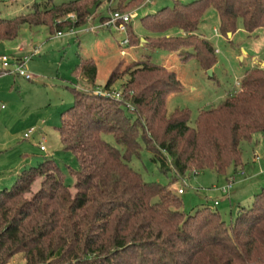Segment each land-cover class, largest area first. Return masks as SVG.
<instances>
[{
  "label": "trees",
  "instance_id": "trees-1",
  "mask_svg": "<svg viewBox=\"0 0 264 264\" xmlns=\"http://www.w3.org/2000/svg\"><path fill=\"white\" fill-rule=\"evenodd\" d=\"M103 1L35 4L13 19L0 12V42L17 39L25 26H46L52 35L70 31L85 25L89 9ZM143 2L115 0L111 8L122 13ZM210 8L227 38L236 34L239 22L249 38L264 30V0L177 1L143 19L150 34L147 48L166 53L192 49L187 58L209 71L216 65V49L199 29ZM70 15L76 22L67 19ZM61 18L64 22L57 21ZM97 73L92 58H81L74 71L90 86ZM126 73L130 80L123 100L70 88L74 104L59 133L64 150L79 164L73 187L61 168L46 161L24 170L12 189L0 192V264L16 257L26 264H264V188L229 226L209 205L187 215L170 185L145 181L131 165L146 150L174 180L241 166V145L264 134V67L247 70L240 89L217 108L200 112L194 126L188 110L168 116L166 96L182 89L175 73L149 59L134 62ZM117 80L112 74L105 90Z\"/></svg>",
  "mask_w": 264,
  "mask_h": 264
},
{
  "label": "rangeland",
  "instance_id": "rangeland-1",
  "mask_svg": "<svg viewBox=\"0 0 264 264\" xmlns=\"http://www.w3.org/2000/svg\"><path fill=\"white\" fill-rule=\"evenodd\" d=\"M62 1L72 0H0V10L3 17L11 19L29 13L35 4ZM114 1L107 3L104 0L85 25L71 29L76 34L67 33L70 30L51 37L45 26L23 31L21 41L33 44L32 47L27 45L31 53L37 50L33 56L30 52L11 54L0 44V57L8 53L13 56L10 55L12 59L30 58L26 61V71L40 75L29 81L0 72V108L5 106V110H0V192L12 189L18 180L17 175H21L24 170L37 168L46 161H52L61 168L67 185L74 186V173L78 171L79 164L72 152L64 150L59 133L64 115L74 104L71 87L80 88L89 95H111L123 100L130 80L127 68L138 60L149 59L175 73L181 84V91L166 96L168 116L175 110H188L190 125L194 126L200 112L217 108L226 96L240 89L237 81L242 82L247 70L264 63V30L249 38L243 24L239 22L236 34L227 38L220 34L219 16L213 8L204 15L199 29V33L218 51L216 65L209 70L211 74L202 69L198 60L187 58L186 54L194 52L192 49L183 48L177 53H166L147 48L145 40L150 34L145 33L143 27L146 16L172 8L177 1L189 5L199 0H151L149 3L144 0L142 5L134 9L123 10L122 13L134 12L129 25L133 30L129 32L128 26L127 35L108 24ZM103 16L105 19H102ZM64 20L61 18L57 21ZM126 37L129 38V44L123 45ZM44 44L47 47H43ZM81 58H92L96 62L98 73L95 86L85 85L74 75ZM2 69L0 61V71ZM114 73L118 80L107 92L105 86ZM127 104L134 110L130 103ZM105 139L116 145L111 135L105 136ZM41 146L45 147V151H41ZM241 152L242 165L237 169L231 166L224 174L215 171H205L199 175L190 173L177 180L173 179L172 173L163 174L153 161L152 154L146 150L141 159L132 160L131 165L147 182L170 185L177 194L179 189H183L184 193L178 195L187 215H195L204 205H209L219 211L227 225L231 226L239 213L249 208L255 196L264 188V134H256L251 142H244ZM20 167L22 169L15 173ZM10 176L13 179L8 181ZM231 176H235L236 182L228 197L222 195L221 190L228 186ZM239 179L246 180L239 182ZM261 181L263 184H259ZM41 182L35 183L33 193L40 188ZM215 202L219 206H214ZM11 262L9 264H26L21 257Z\"/></svg>",
  "mask_w": 264,
  "mask_h": 264
},
{
  "label": "built area",
  "instance_id": "built-area-1",
  "mask_svg": "<svg viewBox=\"0 0 264 264\" xmlns=\"http://www.w3.org/2000/svg\"><path fill=\"white\" fill-rule=\"evenodd\" d=\"M151 2V0H147V3ZM134 12L132 13H120V12H113L110 16L109 25H113L114 28L127 35V25L132 23V20L134 18ZM68 18L73 21L76 22V16L75 15H70L68 16ZM68 33H72L74 34L75 32L73 30H71V32ZM63 33H58L57 35H62ZM76 34V33H75ZM129 44V38L126 37L125 40L123 41V45H127ZM216 53H218V51L216 50ZM28 59L25 60H16L14 61L12 64L10 63V58L8 56H3L2 57V61H3V65L5 68L4 73L5 74H14L20 77L25 78L26 80L32 81L35 80L36 77L33 74H30L28 71H26V64ZM12 67V68H11ZM237 86H241V82L238 80L237 81ZM107 96H111V95H107ZM119 98V95H116ZM2 108H4V106H2ZM41 151H45V147L41 146ZM233 185V181L229 182L228 186L223 188L221 190L222 194L228 195L230 189L232 188ZM184 193L183 189L178 190V194L182 195ZM219 203L215 202L214 206H218Z\"/></svg>",
  "mask_w": 264,
  "mask_h": 264
},
{
  "label": "crops",
  "instance_id": "crops-1",
  "mask_svg": "<svg viewBox=\"0 0 264 264\" xmlns=\"http://www.w3.org/2000/svg\"><path fill=\"white\" fill-rule=\"evenodd\" d=\"M62 2H65V1H62ZM62 2H60V3H62ZM98 10V9H97ZM0 12H1V16L3 17V15H2V11L0 10ZM9 12H10V10H9ZM14 12V11H13ZM24 15H26V14H24ZM19 16H21V15H19ZM15 17H17V15L15 16ZM14 17V18H15ZM3 18H5V17H3ZM5 19H8V18H5ZM11 19H13V18H11ZM41 27H44V26H41ZM45 28H47L46 26H45ZM27 30H30V31H32L33 30V27H28V26H25L23 29H22V31H21V33L23 32V31H27ZM50 32V31H49ZM20 33V35H19V37L17 38V39H15V40H13V41H2V42H0V44L2 45V47H3V49H5V51L6 52H9V53H17V52H20V53H22V52H27V54H29V52L31 53V50L29 51L28 50V46H30V47H32V45L33 44H28L26 41H21V34ZM66 33V32H65ZM68 33V32H67ZM64 34V33H63ZM140 36H142L143 34H139ZM50 36L52 37V36H57V34H51L50 33ZM204 36V35H203ZM28 45V46H27ZM46 44H44L43 45V47H47V46H45ZM37 52V50L35 49L34 50V52L33 53H31L32 54V56H33V54L34 53H36ZM10 54V55H11ZM10 55L7 53V55H4V56H8L9 58H10V63L12 64V62H14V61H16V60H19V61H21V60H25V58L24 59H12L11 57H13L12 55H11V57H10ZM3 57V56H2ZM2 57H0V61H1V63H2V67H3V69L0 71V72H2V75H11V76H16V75H14V74H5L4 73V71H5V68H4V65H3V61H2ZM30 59V58H29ZM28 59V60H29ZM90 59V58H89ZM27 60V61H28ZM261 67H264V63H261ZM12 68V67H11ZM30 68H31V66H30ZM253 68V67H252ZM40 72H41V70H39ZM34 75V74H33ZM35 77H37V76H40V75H37V73H35V75H34ZM237 91V90H236ZM236 91H234L233 93H235ZM4 106V105H3ZM0 110H5V106H4V108H0ZM22 168H23V165L21 166ZM20 167V169H18L17 170V172H15V173H18L22 168ZM237 169V168H236ZM236 171V170H235ZM264 172V171H263ZM13 179V176H10L9 177V179H7L8 181H10V180H12ZM246 179H244V180H240L239 179V182H242V181H245ZM231 181H233V184L236 182V178H235V176H231L230 177V179L228 180V184H229V182H231ZM259 184H263V181H261ZM8 184H5V186H7ZM259 186V185H258ZM232 187H233V185H232ZM232 189V188H231ZM231 189H230V191H231ZM180 190V189H179ZM230 191H229V194L228 195H225V194H222V195H224V196H230ZM219 206V205H218ZM12 263V262H11Z\"/></svg>",
  "mask_w": 264,
  "mask_h": 264
},
{
  "label": "water",
  "instance_id": "water-1",
  "mask_svg": "<svg viewBox=\"0 0 264 264\" xmlns=\"http://www.w3.org/2000/svg\"><path fill=\"white\" fill-rule=\"evenodd\" d=\"M99 5H100V3L98 2V3L95 4L91 9H89V16H90V17H92V16L95 15V13H96V11H97ZM231 36H232V34H229V37H231ZM142 41H144V40H142ZM209 73L211 74L212 71H209Z\"/></svg>",
  "mask_w": 264,
  "mask_h": 264
}]
</instances>
